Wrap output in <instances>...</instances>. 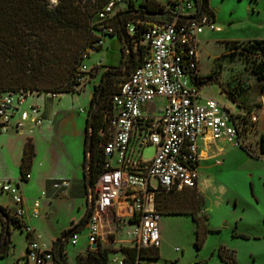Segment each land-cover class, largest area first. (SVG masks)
I'll return each mask as SVG.
<instances>
[{
  "label": "rangeland",
  "instance_id": "374dc122",
  "mask_svg": "<svg viewBox=\"0 0 264 264\" xmlns=\"http://www.w3.org/2000/svg\"><path fill=\"white\" fill-rule=\"evenodd\" d=\"M157 1L169 4L172 0ZM125 6L126 2L118 5ZM209 6L215 13L213 25L219 27V30L206 28L199 36L198 72L205 79L199 89V95L216 100L234 116L239 115L245 119V123L242 122L245 124L244 133H250L244 134V144L251 154L242 148L244 145L230 141L226 144L217 142L208 148L214 156L200 162L198 190L205 200L200 213L208 214L207 226L211 231L205 234L201 246L197 248L196 227L190 215H161L159 258L153 260V263L226 264L218 256V249L224 247L234 252L236 264H264V155L259 149V136L264 131V87L251 70L253 62H258L261 56L241 54V45H238L249 39L264 38V0H209ZM111 40L107 39L102 49L92 52L84 59L89 69L94 68L92 74L87 75V80L78 94L62 93L54 98H44L48 107H65L67 117L62 122L68 120L70 128L64 138L58 136V133L55 146L51 147L54 150L49 152L52 156L51 163L45 170L68 173L66 160L76 158L77 164L72 163L76 171L66 175L74 177L73 183L70 177H61L71 179L70 186L60 191L63 196H59L60 193L52 189H48L46 198L41 196L43 206L47 210L44 220H38L35 226L42 245H50V237H60L64 229H70L71 219L81 217L85 213L86 202L88 205L87 187V200L84 195H81V198L72 196L70 190L71 184L74 190L81 188L76 183L82 175L80 170L83 169L84 130L94 88L98 85L105 66L122 65V44L116 37ZM225 41L232 42L229 46L235 47L233 54L225 48L228 45ZM59 61H65L63 54L60 55ZM209 75H212V78L207 80ZM43 96L45 95H28L23 107L40 104L44 110ZM153 103V113L158 114L165 98L158 96ZM46 121L45 118L44 122ZM29 129L5 134L9 139L0 153V166L9 174L5 173L4 177L15 178L19 175L18 152ZM38 137L35 136V139L40 143ZM38 146L40 147V144ZM153 154L152 144L143 147L144 159ZM3 196L6 197L4 194ZM48 199H51V203H48ZM5 201L0 198L1 204ZM10 206H14L12 202ZM110 216L111 212L104 216L101 227L104 238H115L120 244L129 245L130 236L127 232L132 231L133 226L126 222V215L122 214L114 222L108 221ZM1 226L0 221V231ZM115 226H121L119 233H115ZM9 237L7 253L0 257V264H15L25 253L28 242L26 232L15 223H10ZM85 237L86 230H83L77 243L64 241L63 255L66 253L67 264H75L79 253L86 254L88 244H85ZM112 255L120 256V252H113Z\"/></svg>",
  "mask_w": 264,
  "mask_h": 264
},
{
  "label": "built area",
  "instance_id": "2783aa9c",
  "mask_svg": "<svg viewBox=\"0 0 264 264\" xmlns=\"http://www.w3.org/2000/svg\"><path fill=\"white\" fill-rule=\"evenodd\" d=\"M124 2L109 0L98 10V37L84 58L99 49L105 38L113 36L114 28L106 22ZM171 2L174 5L163 4L169 18L146 21L142 37L149 46V53L111 96L114 113L110 120V137L103 144L104 170L88 199L89 247L101 245L104 216L111 212L108 221L114 222L123 214L126 222L133 226V230L127 232L129 245L158 248L161 214L156 209V195L161 190H181L197 185L198 139L208 135L211 139L224 138L245 146L244 134L250 133H244L242 116H234L216 100L199 95L202 80L198 74L199 36L206 28L218 31L219 27H214L213 19L202 11L196 0ZM136 27V23L129 24V33L132 34ZM90 69L84 62L80 64L75 90L85 84ZM34 94L0 91V136L12 130L23 131L28 124L33 127L44 122L42 105L23 107L27 96ZM36 95L54 98L59 94ZM158 96L164 97L165 103L156 114L151 104ZM150 144L154 146V154L144 159L143 147ZM30 176L26 171L16 179L0 178V193L9 195L15 205L13 209L8 208V204L5 207L10 215L22 221L21 229L28 239L25 253L16 264H52V247L42 245L27 222V217L41 216L39 198H34L28 209L22 192ZM50 185L59 192L67 189L70 181L53 178ZM68 240L75 244L78 232L70 234ZM110 261L125 264L122 256L112 255Z\"/></svg>",
  "mask_w": 264,
  "mask_h": 264
},
{
  "label": "trees",
  "instance_id": "16d2710c",
  "mask_svg": "<svg viewBox=\"0 0 264 264\" xmlns=\"http://www.w3.org/2000/svg\"><path fill=\"white\" fill-rule=\"evenodd\" d=\"M109 0H0V91L47 93H77L76 74L84 54L97 39L99 31L97 12ZM202 11L214 20L215 13L209 6V0H196ZM126 6L116 11L107 20L114 28L113 37L121 42L120 66H105L98 85L94 88L87 113L83 155V178L94 190L99 174L104 170L106 156L103 144L111 134V117L114 113L111 96L121 82L140 65L149 53V46L143 42L142 32L146 21L169 18L168 10L157 0H125ZM124 2V3H125ZM170 5H174L171 2ZM138 22V23H137ZM136 23V30L131 34L128 25ZM225 48L233 54L235 47ZM241 54H259L261 59L251 65L252 74L264 87V38L249 39L241 42ZM65 61H59L60 55ZM101 66V64H100ZM94 68V67H93ZM87 75L92 74V69ZM212 75L207 77V80ZM205 79L199 82V86ZM93 110L92 114L91 111ZM251 154L246 146H242ZM260 153L264 155V131L259 136ZM35 146L30 137L24 143L19 164V175L29 171ZM89 177V181L87 179ZM161 197V198H160ZM205 205L201 192L195 187L181 190H161L156 195V209L161 215H190L195 223L196 242L199 248L205 234L211 230L207 226L208 214L200 213ZM84 217L70 229L63 232L52 244L54 264H67L63 255L64 242L59 241L68 231L77 232L84 227L88 218ZM0 257L7 253L10 223L23 226L22 221L0 205ZM132 221V220H131ZM9 227L6 228V223ZM22 230V229H21ZM27 236V235H26ZM113 252H120L125 264H155L159 258L157 247H141L120 244L116 248H87L85 255L78 254L75 264H113L110 261ZM58 254L61 259H58ZM218 256L226 264H236L234 252L224 247L218 249ZM16 264V263H15Z\"/></svg>",
  "mask_w": 264,
  "mask_h": 264
},
{
  "label": "crops",
  "instance_id": "0c3cea01",
  "mask_svg": "<svg viewBox=\"0 0 264 264\" xmlns=\"http://www.w3.org/2000/svg\"><path fill=\"white\" fill-rule=\"evenodd\" d=\"M214 20H215V17H214ZM112 37L113 36L105 38L104 43L107 39L112 41L111 40ZM104 43L96 51L102 49L104 46ZM198 74H199V72H198ZM199 76L201 77V75H199ZM45 101H46V99H44L43 117L46 118L47 121L42 123L39 126H36V127L33 126L35 128H33L30 124H28L27 128H30V129L28 130V132H26L27 134H25L23 141H22V145H21L19 152H18V165H19L20 160H21V155H22L24 143H25L26 139L28 137H30L34 143V146H35V156L33 157L32 164H31V167L29 169V172L31 175L30 179L27 180L23 184L22 192L24 193V196L26 198V205H27L28 209L31 208V204H32L33 199L37 198V197L39 198L41 216L38 218L27 217V222L32 226V228L34 229V233L36 235H38L39 238H40V235L37 232V228L35 226V223L38 220H42V219L44 220V216H45L46 210H47V208H45L43 206V202L41 201V196H44L43 198H46V194H47L48 189L54 190L50 185L51 179L61 178V177H64L68 174L69 175L72 174V172L76 171V168L73 166L72 163L77 164L76 158L67 159L66 161H67L68 173H64V172L63 173H61V172L60 173H54V171H46L45 170V167L51 163L52 156L49 154V152L54 150L51 147L55 146V140L57 139L58 136H61V138L66 137L68 130H70V128L68 126V124H69L68 120H67V122L66 121L62 122L63 119H65L67 117L66 109H64L65 107L64 106H60V107L59 106H57V107H53V106L50 107L49 106L48 107L45 105ZM153 106H155L154 103L151 104V109L153 108ZM63 110H65V111H63ZM53 115H54V118L52 119ZM12 131L17 132V133L22 132V131H14V130H12ZM9 132H11V131H9ZM84 132H85V130H84ZM58 133H59V135H58ZM37 135L39 136L38 140H41L40 143H38L37 139H35V136H37ZM0 139H1L0 140V153H1V151L5 149V145L7 144L9 138H8V136L5 137V134H4V135L0 136ZM42 139H43V141H42ZM217 142H222L223 144L227 143V141L224 138L211 139L208 135L203 136V137L198 139V141H197V144H198V163H197L198 176H199L200 162L202 160L204 161L206 159H211L214 156L213 153L209 152L208 148ZM38 144H40V147L38 146ZM45 144H46V146H45ZM60 144H62V142H60ZM202 146H203V148H202ZM40 149H41V151H40ZM215 164L219 165L217 162H215ZM5 173L9 174L6 170H4V168H2V166H0V178L16 179L17 177H19V175L15 178L4 177ZM80 173L82 175L80 176V178L77 179L78 181H77L76 185L80 186L81 188L75 189V190H77V191H75L74 189H72V184H71L70 192H71L72 196L76 195L79 198H81V195H84L86 200H87L86 193H85L86 192V186H85V182H84V178H83V169L80 170ZM66 177H70L72 180L69 179V181L71 180V182L74 180L73 179L74 177L72 178V176H66ZM197 187H198V178H197ZM43 192H45V194H43ZM59 193H60L59 196H63V194L60 191H59ZM3 194L6 195V197H4ZM0 198H4L6 200L4 204L0 203V205L5 207L8 204V208H10V209H13L15 207V205L11 201L9 195H7L5 193H0ZM10 202H12L14 206H10ZM48 203H51V199H48ZM87 210H88V205L86 202L85 213L87 212ZM85 213L81 217H79L78 219H71V223H72L71 226H73L74 224H77L84 217ZM47 217L48 218L50 217V213L47 214ZM64 230L66 231V229H64ZM83 230H86L85 244L89 245V243L87 241V226H86V224L84 225L83 228H81L79 231H77L78 232V240H79V235ZM120 230H121V226H115V233L116 232L119 233ZM103 236H104V233H103ZM57 238H59V235H55L53 237H50L51 244L48 246L51 247L53 242L56 241ZM105 243H107V244H105ZM101 245H102V247L116 248L120 245V242L117 241L115 238H110L109 240H107L106 238L103 237V241L101 242ZM79 254H83V253H79ZM65 256H66V253H65Z\"/></svg>",
  "mask_w": 264,
  "mask_h": 264
},
{
  "label": "water",
  "instance_id": "95a60500",
  "mask_svg": "<svg viewBox=\"0 0 264 264\" xmlns=\"http://www.w3.org/2000/svg\"><path fill=\"white\" fill-rule=\"evenodd\" d=\"M92 112H93V110L91 111V114H92ZM88 178H89V177H87V179H88ZM88 181H89V179H88ZM87 188H88V196H89V199H91L92 194H93V190H92L91 184H90L89 182H88V186H87ZM8 227H9V223L7 222V223H6V228H8ZM70 234H71V232L68 231L67 233H65V234L63 235V237H62V238L60 239V241H59V246H60L64 241H66V240L69 238ZM90 248H91V249H95V248H96V245H91ZM58 259H61V255H60V254H58Z\"/></svg>",
  "mask_w": 264,
  "mask_h": 264
}]
</instances>
